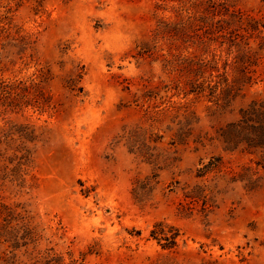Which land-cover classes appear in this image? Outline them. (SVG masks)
<instances>
[{"label": "rangeland", "instance_id": "374dc122", "mask_svg": "<svg viewBox=\"0 0 264 264\" xmlns=\"http://www.w3.org/2000/svg\"><path fill=\"white\" fill-rule=\"evenodd\" d=\"M195 1L0 0V22L35 42L21 58H3L0 77L43 78L50 100L44 111L0 106V264L10 256L43 264L48 254L63 264H264V170L218 139L241 108L264 99V44L250 41L258 64L234 97L221 87L185 97L195 80L186 62L215 68L197 83L239 76L236 49L201 42L188 28ZM222 1L264 21L260 0ZM30 132L34 142L19 139ZM212 157L220 169L196 179ZM242 167L257 172L254 190L229 182ZM197 183L214 189L207 216L184 200L183 188ZM158 222L179 229L175 250L150 238ZM14 235L27 245L12 250Z\"/></svg>", "mask_w": 264, "mask_h": 264}, {"label": "trees", "instance_id": "16d2710c", "mask_svg": "<svg viewBox=\"0 0 264 264\" xmlns=\"http://www.w3.org/2000/svg\"><path fill=\"white\" fill-rule=\"evenodd\" d=\"M42 2L43 0H36ZM264 6V0H260ZM191 8L196 14L188 16V28H191L196 38L201 42L203 39L208 41L226 44L229 49L234 48L238 52L235 57L234 70L239 76H235L232 82H229L227 76H222V80L219 82L206 81L197 83V76H201L207 70H213L214 67L199 61L193 63L192 61L186 62L184 69L190 75L192 74L194 79L188 83V90L184 92V96L188 95H201L208 93L209 96L215 95L218 87H221V95L225 98L234 97L237 91L244 85L250 84L252 80L251 73L248 70L257 66L258 54L251 49L250 41L258 42V49L261 50L264 44V21L256 20L254 18H247L239 10H235L224 1L219 0H198L191 4ZM198 14V15H197ZM8 22H0V65H2V59L7 58L8 54H15L20 58L26 52H32L34 47V41L29 36L21 35L19 31H14L12 34L9 32L10 28ZM186 28L184 26L179 28V34ZM184 34V33H183ZM29 57L32 54L29 53ZM43 82H34L31 80L29 84H26L23 80H5L0 77V106L11 109H22L23 107L31 106L37 108L40 111H44L45 108L50 106L49 97L42 91L40 84ZM19 139H23L26 142H34L31 132L25 134H18ZM219 142L223 147V151L227 153L240 152L244 155L254 156V161L257 168L264 170V99L253 100L245 107L238 111V118L230 123H227L224 127L219 129L218 134ZM132 143V147L137 145V142L129 140ZM138 153H142L141 156L149 164L154 163L152 160V154L147 152L148 147L144 144H140ZM144 148V152H141ZM151 149H149L150 151ZM18 162V169L26 166V157L21 158ZM24 160V161H23ZM23 161V162H22ZM195 172V178L198 180H205L208 174L214 173L220 169L221 158L212 157L206 164H201ZM230 183L241 182L245 183V187L250 190H254L257 187L258 177L257 172L253 171L250 167H242L241 172H230ZM150 179H148V182ZM138 183V182H137ZM184 200L188 204H198L204 216L210 213V209L213 206L214 189L205 184H195L193 186H186L183 188ZM184 210L191 211L192 208L188 206H182ZM2 209L8 212V217L11 216V210L6 206H2ZM17 221L21 222L20 229L26 234H31L28 231V227L25 223L26 217L20 214L16 215ZM4 227L10 225L6 219H4ZM8 233V232H7ZM10 234V233H9ZM13 241L11 244L12 250H17L27 244L19 245L17 236L10 237ZM150 238L155 240L162 250L172 251L178 246V239L180 238V231L178 228L158 222L153 225L150 230ZM2 264H19L15 256H10L6 259H2ZM43 264H63L62 260L58 256L47 255ZM209 264V263H207Z\"/></svg>", "mask_w": 264, "mask_h": 264}]
</instances>
